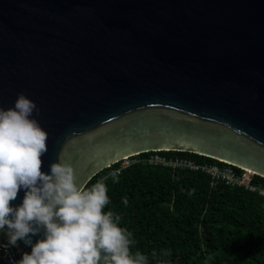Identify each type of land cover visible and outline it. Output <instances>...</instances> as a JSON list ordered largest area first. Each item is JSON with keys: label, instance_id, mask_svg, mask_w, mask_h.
Returning <instances> with one entry per match:
<instances>
[{"label": "water", "instance_id": "95a60500", "mask_svg": "<svg viewBox=\"0 0 264 264\" xmlns=\"http://www.w3.org/2000/svg\"><path fill=\"white\" fill-rule=\"evenodd\" d=\"M20 94L48 134L41 171L78 187L161 151L264 178V0H0V110Z\"/></svg>", "mask_w": 264, "mask_h": 264}, {"label": "trees", "instance_id": "16d2710c", "mask_svg": "<svg viewBox=\"0 0 264 264\" xmlns=\"http://www.w3.org/2000/svg\"><path fill=\"white\" fill-rule=\"evenodd\" d=\"M151 155L243 172L195 153L161 151L134 156L126 166L120 161L94 176L84 189L105 184L104 212H112L124 230L137 264H264V196L258 190L227 184L202 169L150 164ZM251 183L264 188L261 176L253 175ZM109 256L101 250L98 264H111Z\"/></svg>", "mask_w": 264, "mask_h": 264}, {"label": "clouds", "instance_id": "9594fccd", "mask_svg": "<svg viewBox=\"0 0 264 264\" xmlns=\"http://www.w3.org/2000/svg\"><path fill=\"white\" fill-rule=\"evenodd\" d=\"M34 111L38 116L37 105L23 94L13 109L0 110V230L7 228L9 245L19 240L31 246L17 264H98L101 250L110 254L111 264H137L124 230L112 212H104L109 203L104 183L78 187L73 169L62 163L51 166V175L41 171L48 134L30 119ZM21 188L22 205L13 208ZM40 229L45 237L33 245L31 236Z\"/></svg>", "mask_w": 264, "mask_h": 264}, {"label": "built area", "instance_id": "2783aa9c", "mask_svg": "<svg viewBox=\"0 0 264 264\" xmlns=\"http://www.w3.org/2000/svg\"><path fill=\"white\" fill-rule=\"evenodd\" d=\"M146 161L150 164L171 165L173 167H188L195 170L202 169L207 173L211 174L213 178L223 179L227 184L230 185H243L251 189L252 191L258 190L259 193L264 196V188L254 186L251 183L254 174L249 171L247 172L243 170V172L237 173L230 166H225V167H220L217 165L198 166L192 161H179V160L168 161L164 157H161L160 155H151L150 157L146 158ZM116 172H119V170L115 171L114 174ZM245 172L250 173L251 174L250 177H247ZM0 260L3 261L5 264H17V262H19V259L15 251L12 249V247L4 244H0Z\"/></svg>", "mask_w": 264, "mask_h": 264}, {"label": "rangeland", "instance_id": "374dc122", "mask_svg": "<svg viewBox=\"0 0 264 264\" xmlns=\"http://www.w3.org/2000/svg\"><path fill=\"white\" fill-rule=\"evenodd\" d=\"M129 162H130L129 159L128 160H125L124 163H123V165H128ZM245 174L247 175V177H250V175H251L250 173H246V172H245Z\"/></svg>", "mask_w": 264, "mask_h": 264}, {"label": "bare ground", "instance_id": "6f19581e", "mask_svg": "<svg viewBox=\"0 0 264 264\" xmlns=\"http://www.w3.org/2000/svg\"><path fill=\"white\" fill-rule=\"evenodd\" d=\"M245 171H248V170H245Z\"/></svg>", "mask_w": 264, "mask_h": 264}]
</instances>
